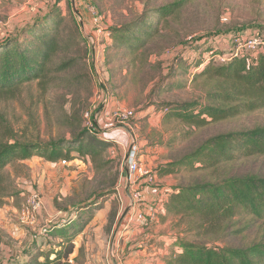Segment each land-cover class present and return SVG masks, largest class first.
<instances>
[{
  "label": "rangeland",
  "instance_id": "obj_1",
  "mask_svg": "<svg viewBox=\"0 0 264 264\" xmlns=\"http://www.w3.org/2000/svg\"><path fill=\"white\" fill-rule=\"evenodd\" d=\"M174 1L177 0H0V33L7 38H22L23 31L57 8L76 18L87 46V53L81 57L75 53L78 59L71 70L51 77L46 86L34 81L9 95H0V114L14 135L22 141L64 137L70 142L73 136L67 116L73 114L74 107L75 112L82 113L84 127L86 111L92 112L91 121H99L102 127L76 138L75 144L83 146L84 152L73 151L71 161L34 157L6 166L10 195L0 208V260L13 252L19 261L30 262L37 256L44 260L45 253L56 251L62 242L53 233L63 229L59 227L66 221L68 231L78 233L74 253L66 264H120L131 252L142 250L144 247H136L139 242L133 240L140 234L126 240V230L132 232L141 221L134 220L130 205L126 211L128 203L120 196L125 186L131 200L130 187L124 185V179L130 176L126 163L129 142L141 163L155 173L153 186H160V193L165 194L151 210L142 195L147 214H154L153 219L142 221L149 225V233L156 227L166 228L165 234L172 241L186 238L216 246H245L264 239V219L238 216L223 231L199 229L169 213L164 204L174 187L204 177L214 179V168L209 165L197 169L204 165L202 160L195 167L176 162L216 135L264 125V109L202 127L165 118L167 104L200 97L204 78L194 80L200 54L213 47L218 52L214 63L223 64L234 52L235 37L264 34V0H187L166 20L151 17V10ZM148 18L158 33L148 39L146 46L138 51L115 48L113 28H126ZM193 44L198 49L190 50ZM209 52L203 55L205 60ZM73 53L74 49L70 56ZM124 108L133 111L131 118L114 115L117 109ZM101 131H122L127 143L116 138L105 150ZM4 134L1 127L0 137ZM88 148L94 149L87 151ZM235 164L236 170H264V157L246 158ZM141 190L140 185V193ZM31 194L41 197L42 210L36 222L28 225L20 221L19 211ZM102 195L106 197L98 202L100 208L93 216L85 213L80 220L75 217L78 205L96 203ZM162 212L166 215H160ZM125 219L126 230L118 234ZM130 220L133 222L128 224ZM27 252L31 253L29 257H25ZM172 254L169 250L167 259Z\"/></svg>",
  "mask_w": 264,
  "mask_h": 264
},
{
  "label": "trees",
  "instance_id": "obj_2",
  "mask_svg": "<svg viewBox=\"0 0 264 264\" xmlns=\"http://www.w3.org/2000/svg\"><path fill=\"white\" fill-rule=\"evenodd\" d=\"M186 1L177 0L157 7L150 11V15L159 21L166 20ZM56 10L52 9L44 20L23 31L22 38H7L0 33V95H9L34 81L46 86L51 77L76 65L78 56L75 53L80 57L87 53L86 40L76 18ZM152 22L148 18L126 28H113L115 48L138 51L146 46L148 39L158 33ZM73 49V56H70ZM193 49H198V46L193 44L190 50ZM208 51L209 57L205 60L203 55ZM200 55L201 60L195 63L198 73L194 75V80L204 78L200 97L191 102L167 104L165 118H178L191 126L202 127L264 109V48L255 52L243 51L238 55L231 52L226 57L230 60L218 65L214 63L217 49L212 47ZM73 109V114L67 116L73 136L70 142L64 137L22 141L0 114V128L3 127L5 132L0 137V208L4 198L10 195L5 175L7 165L34 157L51 162L71 161L73 151L84 152L83 146L75 144L76 138L101 129L96 123L94 129L84 127L82 113L75 112V107ZM100 133L105 142L103 149L107 150L110 142L115 140L105 136L103 131ZM89 149L94 148L87 151ZM259 157H264V125L207 139L195 152L176 164L187 163L195 167L202 160L204 165L197 169L209 165L219 174L212 172L214 179L204 177L174 187L165 207L169 213H175L199 229L213 231H223L238 216L264 219V170H236L235 167L239 160ZM106 195L98 197L96 203L78 205L74 209L75 217L80 220L86 214L87 217L93 216L100 208L98 202ZM67 226V221L63 222L59 227L63 229L54 231L53 235L61 237L62 242L58 243L56 251L46 252L44 260L37 256L30 262L19 261L13 252L0 260V264H66L74 253V238L78 234L68 231ZM172 251L167 264H264V239L245 246H216L177 238L173 241ZM29 254L27 252L25 257Z\"/></svg>",
  "mask_w": 264,
  "mask_h": 264
},
{
  "label": "built area",
  "instance_id": "obj_3",
  "mask_svg": "<svg viewBox=\"0 0 264 264\" xmlns=\"http://www.w3.org/2000/svg\"><path fill=\"white\" fill-rule=\"evenodd\" d=\"M264 48V34L256 33L249 35L247 37L237 36L234 38V55H238L243 51L255 52L257 50ZM229 61L230 58L224 59ZM133 111L127 108L117 109L114 115L118 118L129 119L133 116ZM92 112L86 111L84 117L86 119V125L89 128L94 129V124L91 121ZM66 163V161H63ZM127 167L130 173L129 187L131 190V200H130V211L131 215H135V221H148L154 218V214H147L146 209L143 207L145 205V200L142 194L139 192V179H145L149 184H155L156 178L155 173L147 167H145L137 157L136 150L131 147L126 157ZM42 210V200L38 194H31L29 198L24 202L19 211V219L24 224H34L37 220L40 211ZM132 216V217H133ZM133 220V219H132ZM133 222V221H132ZM131 220L128 224L132 223Z\"/></svg>",
  "mask_w": 264,
  "mask_h": 264
},
{
  "label": "crops",
  "instance_id": "obj_4",
  "mask_svg": "<svg viewBox=\"0 0 264 264\" xmlns=\"http://www.w3.org/2000/svg\"><path fill=\"white\" fill-rule=\"evenodd\" d=\"M102 120V119H101ZM96 124L99 126V128L102 129V127L99 124V121H96ZM105 132L104 135L109 137V138H113L115 141L117 140L116 138L120 139L122 141V143H127V138L125 136V133H123L122 131H103ZM114 135H118V137L114 136ZM132 145L129 142V147H128V151L131 149ZM130 179V176H129ZM129 179H124V185H128L129 183ZM141 185V193L142 195L147 198V200L149 201V205H147L148 209H153L152 207H156V203L157 201H161L163 200L162 198L164 197L165 194L162 195L161 191V187L159 186V188H156V186L153 185H149L147 183V181L145 179L140 180L139 182V186ZM123 193L120 192V196L122 197L124 203H128L127 207H126V211L128 210V205L130 204V200L127 196V189L122 190ZM171 190H168V192ZM162 197V198H161ZM168 199H166L165 201H167ZM147 201V202H148ZM161 202H158V205ZM165 204V203H164ZM155 210V209H154ZM126 214V212H125ZM160 215H166L165 212H162V214ZM126 218V217H125ZM125 221L121 224V227L118 231V234L120 232H122V230H126V225H125ZM140 226H136V228L131 232L130 230H126L129 234L128 238H130V235L134 234V235H139L140 236L138 238H134V241L139 242L136 247H140L139 251H134L131 252L129 256H127V258H125L126 260L122 261L120 264H165V260L167 259V255L169 254V250H172L173 247V241L171 238H169L168 236H166L165 234V229L162 228H157L156 230H151V231H155V232H151L152 234L149 233V225L145 226L147 224L145 223H137ZM136 224V225H137ZM147 231V233H146ZM163 231V232H160ZM126 232V233H127ZM167 233V232H166ZM169 234V233H167ZM160 235V236H159ZM172 235V234H170ZM132 237V236H131ZM149 238V239H148ZM135 247V245H134Z\"/></svg>",
  "mask_w": 264,
  "mask_h": 264
}]
</instances>
